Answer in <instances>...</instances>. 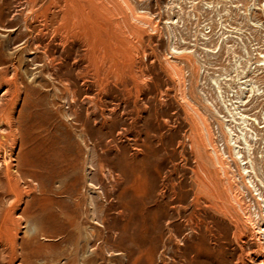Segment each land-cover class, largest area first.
<instances>
[{
	"label": "rangeland",
	"instance_id": "rangeland-1",
	"mask_svg": "<svg viewBox=\"0 0 264 264\" xmlns=\"http://www.w3.org/2000/svg\"><path fill=\"white\" fill-rule=\"evenodd\" d=\"M25 2L0 0V264L263 262L264 0H131L103 70L31 46Z\"/></svg>",
	"mask_w": 264,
	"mask_h": 264
},
{
	"label": "bare ground",
	"instance_id": "bare-ground-1",
	"mask_svg": "<svg viewBox=\"0 0 264 264\" xmlns=\"http://www.w3.org/2000/svg\"><path fill=\"white\" fill-rule=\"evenodd\" d=\"M23 4H26L25 7L16 9L15 14L22 18L25 26L32 34L31 46L36 44L35 40L38 37L40 38V36L42 38L43 36H50L51 41L57 42L58 40V43L62 47H65L69 42H77L78 46L85 47V55L90 58V64L96 67V70L97 68L101 70L105 69L106 65L116 56V48L113 45L116 39L122 38L127 31L137 36L141 33L140 26L133 21L140 25L148 22L146 15L131 0H26L25 3H21L20 5ZM11 19H2L0 17V26L6 31H13L15 28L11 27ZM47 56L49 58L48 63L53 64L56 57L50 54ZM81 59L79 60L82 61ZM54 66L57 65L54 63ZM6 82L10 83L12 79H6ZM212 152V158L221 163V168L228 174L229 170L225 166L221 153L215 147ZM219 173L207 171V177L213 184L211 190L216 191L218 194L216 197L224 199L227 195L223 189L222 178L219 177ZM201 181L207 184L205 180L201 179ZM212 193L215 195L214 192ZM237 222H240V220ZM9 249L10 257L6 264H14L19 257V247L16 239L11 241ZM22 262L23 264H31L29 255L23 253ZM262 263L264 264V261H261L259 264Z\"/></svg>",
	"mask_w": 264,
	"mask_h": 264
}]
</instances>
